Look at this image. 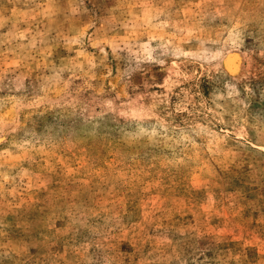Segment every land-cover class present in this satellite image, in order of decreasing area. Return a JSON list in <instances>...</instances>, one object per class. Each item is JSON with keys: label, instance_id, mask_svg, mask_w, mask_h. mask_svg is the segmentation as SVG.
Here are the masks:
<instances>
[{"label": "rangeland", "instance_id": "374dc122", "mask_svg": "<svg viewBox=\"0 0 264 264\" xmlns=\"http://www.w3.org/2000/svg\"><path fill=\"white\" fill-rule=\"evenodd\" d=\"M0 264H264V0H0Z\"/></svg>", "mask_w": 264, "mask_h": 264}, {"label": "bare ground", "instance_id": "6f19581e", "mask_svg": "<svg viewBox=\"0 0 264 264\" xmlns=\"http://www.w3.org/2000/svg\"><path fill=\"white\" fill-rule=\"evenodd\" d=\"M234 60V59H233Z\"/></svg>", "mask_w": 264, "mask_h": 264}]
</instances>
